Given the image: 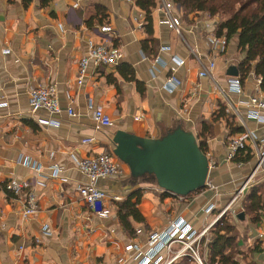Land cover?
Returning a JSON list of instances; mask_svg holds the SVG:
<instances>
[{"label": "crops", "instance_id": "1", "mask_svg": "<svg viewBox=\"0 0 264 264\" xmlns=\"http://www.w3.org/2000/svg\"><path fill=\"white\" fill-rule=\"evenodd\" d=\"M103 10L107 16L99 22L101 15H96ZM152 16L158 52L146 54L142 46L147 38L145 13L135 0H53L46 8L39 5V0L28 8L21 0H0V102H7L0 106V264H139L135 256L148 251L149 234L163 231L179 219L190 222L198 231L211 225L207 236L197 244L203 264L208 261L210 229L219 211L234 197L231 189L246 181L257 160L252 157L239 166L227 159L230 134L226 121L214 122L223 101L213 81L200 77V60L215 61L214 78L227 88V70L236 66L243 55L238 53L237 39L228 42L224 51L211 49L207 37L209 25L217 27L216 16L194 13L186 18L180 11L182 36L160 23L156 7ZM91 17L94 20L89 25ZM103 25H111L115 34L102 33ZM107 38L121 47V63L130 65L144 82V95L119 73V65H92L84 83L77 84L78 63L90 43ZM156 57L161 62L156 63ZM172 75L181 80L173 90L166 87ZM257 80L250 73L242 81L244 93L233 95V99L242 101L255 93L260 88ZM48 83L56 85L62 109L55 115L45 110L33 112L29 103L31 88ZM91 100L110 115L112 126L96 123L88 108ZM69 107L75 116L68 114ZM242 109L248 127L262 135L261 124ZM50 118L60 124L40 122ZM205 122L213 128L206 155L215 162L208 176L217 185L218 194L204 187L183 200L165 189L158 191L156 180L134 177L130 167L116 156L123 174L99 179L97 186L123 200L142 190L138 207L145 222L131 220L134 232L126 230L117 215L119 201L106 200L109 215L102 216L81 199L77 188L88 178L75 158L94 156L106 148L113 150L117 131L157 139L183 129L193 133L199 142ZM86 138L94 141L83 143ZM21 157L30 165L19 163ZM36 165L42 167L40 173ZM54 165L62 168L59 177L51 176ZM233 168L242 171L233 172ZM12 179L25 183L23 195L35 193V214L25 217L18 198L5 189ZM253 185L238 199L243 200ZM238 199L227 213L231 211L234 217L241 249L237 255L239 264H264V216L257 223L249 216L240 217L243 212L237 214ZM211 203L216 207L207 213L205 209ZM45 225L50 235L43 233ZM132 244L138 245L140 251L129 248ZM181 246L176 243L171 252L164 250L163 261L157 264H166ZM169 264L200 263L187 253Z\"/></svg>", "mask_w": 264, "mask_h": 264}, {"label": "built area", "instance_id": "2", "mask_svg": "<svg viewBox=\"0 0 264 264\" xmlns=\"http://www.w3.org/2000/svg\"><path fill=\"white\" fill-rule=\"evenodd\" d=\"M78 3L84 0H76ZM156 11L160 13V23L167 26L169 29L175 31L179 35L182 33V19L180 16V8L175 4L173 0H156ZM79 5V4H78ZM210 32L207 37V42L211 46V49L219 51L225 50L228 45V41L225 36H218L215 33V25H209ZM100 31L107 35L115 34L114 29L111 25H103L100 27ZM169 47H162V50H168ZM123 59V51L120 46L113 44L112 39L107 38L100 42H91L87 53L79 60L78 72L76 76V81L78 85H82L89 74V69L93 65L95 68L101 66H118ZM179 63L180 61L176 58ZM156 63L161 62L160 57L154 59ZM202 65L199 72L200 77L209 78L213 81L216 92L220 95L223 103L226 106V112L232 115L242 130L238 133L232 134L228 137L227 147L228 155L227 159L229 161H235L239 166L242 165L243 161L239 159L241 155H245L247 152L252 153L253 157L257 160L256 167L252 170L249 177L237 190L236 194L230 201V203L219 211L214 222L218 221L232 205L237 201V199L245 192L247 187L249 188L255 182L256 175L261 172L264 176V93L260 88L249 95L246 99L242 101H235L233 95H242L244 93V87L242 80L239 75L237 76H227V88H223L214 78V72L216 68V63L214 60L209 59L206 63L200 60ZM258 84L261 80L258 78ZM181 84V80L176 76L172 75L166 87L171 90L176 88ZM29 103L33 112H38L41 110L47 111L51 115H55L61 112V105L58 98L57 87L54 83L48 84H38L31 88L29 95ZM7 105L6 101H1L0 106ZM88 108L92 113V116L96 123L102 127L112 126L113 121L109 114H107L101 106L96 105L92 100L88 103ZM245 108L246 115L252 117L263 128L262 135H259L254 130L250 129L246 123L243 109ZM70 116H75L74 109L69 107L67 109ZM40 122L46 125H56L60 124L59 121L50 119H41ZM93 138H86L83 143L93 142ZM209 159L210 171L215 166V162ZM79 169L87 176L88 182L81 184L77 191L81 199L92 207L96 213L102 216L109 215V209L105 207L106 200L121 201L123 197L120 195H109L106 191L97 186V181L99 179H110L117 178L123 174V169L121 164L116 160V156L113 151L109 148L105 149L103 152L89 156L86 158H75ZM19 163L25 165H30L28 159L19 158ZM36 171L39 173L42 171L40 165L34 166ZM62 168L59 166L51 167V176L59 177ZM65 180V178H63ZM67 181V180H66ZM25 183L17 179L10 180L6 185L5 189L14 194L18 201L23 206V214L25 217L35 214L38 211L37 200L35 193L29 191L27 194L23 195V189ZM206 188L218 194V187L213 181L210 180L208 176L206 180ZM156 190L165 191L159 187ZM180 199L186 198V196L178 195ZM101 206V207H100ZM216 205L211 203L206 207L205 211L207 213H212ZM211 225L205 227L202 231L196 230L193 225L186 221L185 219H179L172 222L163 231H153L149 234L148 244L149 249L147 252L143 253L140 251L138 245L132 244L129 248H135L140 251L135 258L138 260L139 264H157L163 261V256L161 253L166 250L171 252L173 245L176 243L181 244V248L176 251L173 258L169 260L166 264H169L173 259L190 253L195 257L200 264H203L198 249L197 244L201 241L204 236H207L208 230ZM140 232V230H139ZM43 233L50 235L51 230L48 225L43 227ZM89 264H98L96 262H91Z\"/></svg>", "mask_w": 264, "mask_h": 264}, {"label": "trees", "instance_id": "3", "mask_svg": "<svg viewBox=\"0 0 264 264\" xmlns=\"http://www.w3.org/2000/svg\"><path fill=\"white\" fill-rule=\"evenodd\" d=\"M35 0H21L23 6L28 8ZM180 8L183 17L191 14L207 13L210 16L219 18L216 27L218 36H225L227 41L237 39L238 53L243 58L237 63L238 75L244 81L250 73H254L260 78V89L264 93V0H173ZM53 0H39V5L46 8ZM145 13V31L147 38L143 40L142 46L146 54H157L158 43L154 38L153 10L157 5L156 0H135ZM99 22L107 16L106 10L99 11L96 15ZM94 18L91 17L87 23L91 25ZM119 73L125 80L135 83L139 92L144 95L145 84L136 77L134 69L127 64H119ZM214 122L224 119L229 134H235L242 130L236 124L232 115L226 112L224 103H220L218 112L215 113ZM213 134L211 124L205 122L202 126L199 147L206 154L208 149L207 139ZM253 157L252 153L247 152L239 159L248 162ZM155 180L154 177L146 176ZM143 197L142 190L131 193L124 200L117 203V215L121 225L129 231L134 232L131 220L145 222V218L139 210V204ZM101 207V206H100ZM244 218L249 216L253 223L260 222L264 216V193L259 192L258 183H255L245 195L243 203ZM209 259L205 264H239L237 255L241 253L239 239L236 234V226L224 214L210 229L208 241Z\"/></svg>", "mask_w": 264, "mask_h": 264}, {"label": "water", "instance_id": "4", "mask_svg": "<svg viewBox=\"0 0 264 264\" xmlns=\"http://www.w3.org/2000/svg\"><path fill=\"white\" fill-rule=\"evenodd\" d=\"M238 73L235 65L227 70L228 76ZM113 145L115 156L130 167L136 178L153 176L159 187L181 196L206 186L209 159L193 133L176 129L154 139L119 130L113 137Z\"/></svg>", "mask_w": 264, "mask_h": 264}, {"label": "rangeland", "instance_id": "5", "mask_svg": "<svg viewBox=\"0 0 264 264\" xmlns=\"http://www.w3.org/2000/svg\"><path fill=\"white\" fill-rule=\"evenodd\" d=\"M236 60H237V58H236ZM113 151V150H112ZM114 153V152H113ZM115 155V154H114ZM234 171H242V169H236V168H233V172ZM210 174V173H209ZM146 179H148V178H146ZM255 183H258V190H259V192H261L262 191V193H264V176H263V174L261 173V172H259L257 175H256V177H255ZM241 185H242V183L240 184V185H236V188H232L231 189V195H235L236 194V192H237V190L241 187ZM238 187V188H237ZM237 189V190H236ZM233 192H234V194H233ZM244 195V194H243ZM245 199V198H244ZM244 199L242 200H240V199H238L239 201V205L236 207V211H237V214L238 213H241V212H243L244 211V207H242L243 206V203H244ZM229 213V214H228ZM227 214L229 215V218L231 219V220H234L233 218V216H231L230 214H231V211H229ZM244 213V212H243Z\"/></svg>", "mask_w": 264, "mask_h": 264}]
</instances>
